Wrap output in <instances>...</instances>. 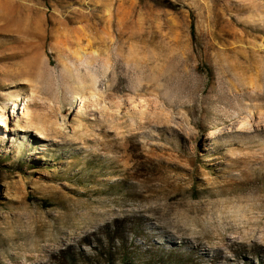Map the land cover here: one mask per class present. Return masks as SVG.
Listing matches in <instances>:
<instances>
[{"label": "rangeland", "instance_id": "rangeland-1", "mask_svg": "<svg viewBox=\"0 0 264 264\" xmlns=\"http://www.w3.org/2000/svg\"><path fill=\"white\" fill-rule=\"evenodd\" d=\"M14 259L264 264V0H0Z\"/></svg>", "mask_w": 264, "mask_h": 264}, {"label": "bare ground", "instance_id": "bare-ground-1", "mask_svg": "<svg viewBox=\"0 0 264 264\" xmlns=\"http://www.w3.org/2000/svg\"><path fill=\"white\" fill-rule=\"evenodd\" d=\"M105 60H106V59H105ZM102 62H104V61H102ZM105 62H106V61H105ZM108 63H109V62H108ZM108 63H107V64H108ZM109 64H110V63H109ZM109 64H108V65H109ZM109 66H110V65H109ZM111 66H112V65H111ZM108 70H109V69H108ZM108 70H107V71H108ZM104 72H105V70H104ZM102 77H103V76H102ZM259 87H260V85H259ZM258 89H259V88H258ZM255 90H256V89H255ZM212 133H213V132H212ZM247 220H248V219H247ZM193 229H194V228H193ZM196 229H197V228H196ZM197 231H198V230H197ZM198 232H200V231H198ZM196 233H197V232H196ZM196 233H194V234H196ZM198 234H199V233H198ZM193 236H194V235H193ZM193 238H195V239L197 238V239L199 240V241H198V245H199V246L203 245V243H204L203 246H205V244H206V246H209V245H212V244H213V243L211 244L209 241H202L203 239L201 240L200 237H195V236H194ZM206 240H207V239H206ZM221 244H222V243H221ZM223 244H224V243H223ZM211 247H212V249H214L213 246H211ZM218 249H220V247H219ZM218 249H217V250H218ZM27 253H28V252H27ZM27 255H28V254H27ZM220 256H221L220 253L215 252V253H214V256H213V257H214V258H213V259H214V262H217L218 259L220 258ZM48 257H49V255H48ZM33 260H34V259H33ZM7 262H8V261H7ZM2 264H7V263L4 262V263H2ZM10 264H20V262L17 261L16 259H14V261H12Z\"/></svg>", "mask_w": 264, "mask_h": 264}, {"label": "trees", "instance_id": "trees-1", "mask_svg": "<svg viewBox=\"0 0 264 264\" xmlns=\"http://www.w3.org/2000/svg\"><path fill=\"white\" fill-rule=\"evenodd\" d=\"M195 33V26L192 24V34Z\"/></svg>", "mask_w": 264, "mask_h": 264}]
</instances>
